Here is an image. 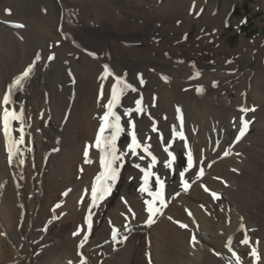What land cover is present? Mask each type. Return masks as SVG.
Instances as JSON below:
<instances>
[{
	"label": "bare ground",
	"instance_id": "obj_1",
	"mask_svg": "<svg viewBox=\"0 0 264 264\" xmlns=\"http://www.w3.org/2000/svg\"><path fill=\"white\" fill-rule=\"evenodd\" d=\"M5 1L7 2V5L5 4L3 12H5L6 8H11L13 10V15L8 19L13 20L14 22L22 23L21 21L15 18L24 16L26 12L27 14H36L37 18L33 22H30L28 24L29 26L25 31H17L12 28L6 27L4 25H0L1 26L0 27V107L2 108L1 98L5 95L7 86L18 75H20L22 71L25 70L29 65L33 66V72L27 83L26 88L23 91L14 92L13 99L15 100V105L17 110H19L20 107H23L25 110V115H26L25 117L27 119V124L30 125V127L26 129V133H27L26 135L29 136V142L31 143V145L34 147L35 150L33 156H35L36 163H38L37 168L39 169L38 170L39 175L41 176L46 175L47 180L52 179L51 182L49 181L52 189L58 190L60 188L59 184L54 182L53 179L55 178V174L60 175V171L62 172L63 170V174H65V178L67 179V182H69V185L70 184L76 185L74 192L72 193V195H70V199L73 200L72 202L70 201V205L75 206V199L76 200L79 199V197L82 195V189L84 188L83 186L85 185V183H87L86 181L93 180V178L97 176L101 171L100 158H97L91 164V166L82 167L85 170V173L81 180L75 181L76 176L78 174L77 166L79 162L82 164L81 158L84 150V147L76 146L77 139L81 136L83 138V142L86 138L87 140H89L88 135L90 133L93 134L94 129L98 130L100 127V125L96 124L94 120L92 121V116L95 114H97V121L99 120L101 122V117H102L100 115V111L95 109L97 95H99L98 94L99 93L98 88L100 86L99 82L102 81V78H100L99 80V75L101 76L102 72L104 71L105 63L106 64L111 63L115 68L114 71H111L108 68L111 73L113 72L119 74L120 76H123V80L127 84L131 85L132 87V85L135 83V86L137 88L135 89V91L130 90L125 95V98L123 99L122 103L125 104L127 101L126 99H128L130 103H133L131 102V100H134L136 96L137 97L142 96V94L146 92L145 93L147 96L146 98L150 105H152L153 103L154 95H158V104H157L158 109L152 111L154 116L156 114L157 116L160 114V113L158 114V112L162 111L161 110L162 107L165 106L168 109L175 107L178 104L183 105L184 109L188 111L187 121L189 124H190L189 122L190 119L196 122L200 114L204 112L209 113L207 118L208 129L201 128L196 136L193 132H190V137L193 142L192 151L195 162V168L201 169L203 167V164L206 165L207 163H209V165L212 164V166L209 167V165H207L206 168L204 167L209 171V173L207 174V171L205 170V178H199L197 172L195 173L196 176L193 178L197 179V182L193 186L191 192L188 194L178 193V191L181 190L179 184V177L177 180L178 183L176 185L173 184L172 186L167 187V195L166 196L163 195V198L167 199V201L169 200L172 202L171 203V207H172L171 212H173L172 214L176 215L177 217H180L181 209L179 208L178 205L183 204L192 207L193 210L196 211V214L202 217L201 219L205 218L206 216H204L205 214L202 212L203 208L201 207V205L203 201L211 200L210 194L207 195L205 193L204 190L205 187L209 188L211 191L213 187V190L215 191L217 190V188H221V186L224 185V183H228L230 190L233 191L232 192L233 195H234L235 187L236 186L238 187L240 185L242 186L239 190L236 189L235 194L237 195L239 194L241 200L245 201L243 205L245 206V208L241 207V209H238L239 206H237V208H234L232 210V212L237 213L236 215L237 217H240V214L245 215V212L248 210L253 213L262 215L263 212L261 210L262 207L264 206V173H260L258 170L257 172L258 174L256 173V177H258L257 178L258 182L255 183L258 185H255L252 184V181L248 180L247 178H244L243 176L242 177L238 176L240 174L235 175V172L234 171L231 172V169H236L238 171H242L243 173H247L248 171H251L253 168V166L251 167L252 163L250 164L251 157H254L257 161L258 159L264 161V66H260L258 68L260 70L259 72H257V75L255 76L256 77L255 81L247 80L248 79L247 75L245 77L244 76L241 77L242 74L240 75V73L237 72L239 69L238 66H241V64L233 63V62L227 63V60L229 59L220 60L219 55H217L216 60L218 61L215 63L202 61L203 59L200 58L199 55H196L197 57L195 56L194 58L189 59L186 56H184V53L179 51L178 48L176 47L170 49L171 55L169 59L166 58L165 54H164L165 59L163 58V54L161 55L160 58L151 56L153 55L154 52H151V55L148 54V51L150 49L149 50L135 49V53L133 55H130V53L128 55H123L121 53L118 56L116 55V57H114V61L110 60V58H105V56L104 59L101 60L98 59L91 60V58L89 57L88 58L83 57L81 63L73 64L72 62L73 58H71L72 56L71 54H67V53L60 54L59 57H57L56 59L54 54H52L53 50L50 49L51 46H53V41L51 38L52 37L58 38L59 24L61 21H64V19L61 18L62 16L60 17V15L62 13L70 11V7H72L71 10L77 8L78 5L76 3L78 2L81 3V1L83 3H81L80 5L81 7H83L82 8L83 11H86L87 6L91 7L93 3L97 4L102 10L111 11L106 7L105 4L113 6L112 0H38V2L35 0H19V1L16 0L14 3H12L14 0H5ZM142 1H149V0H140V3L137 6L143 4L145 5V2ZM41 2L47 8L46 15L38 14V9L40 7ZM132 2L136 3L137 1L132 0ZM209 2H210L209 0H155L156 7L152 9V11L150 12H136V10L131 9L129 7L130 9L129 14L132 15V19L129 18V23L132 26H136L141 24L139 20L141 21L142 19H145L144 26H146V25H152L151 23L155 18L168 17L167 20L169 21L172 20L174 21L183 18L182 20L183 23L185 24L183 26L185 28L184 30H181V28H179L178 25L176 24H172V26L165 25L160 27L152 25L151 28L145 29L143 34H145L146 37L152 35V37L158 38L157 34L156 35L153 34L164 33L169 31V32H175L176 35L179 33H183L181 34V36L175 37L174 41L180 39H186L188 37L190 28L194 26L196 23V21L194 20L196 18V14L197 13L199 14L201 12L203 4ZM114 5L116 8L120 6V4H116L115 2ZM206 11L207 12L205 16L202 15V22H201L202 24H205L204 26L212 24L214 27H217L218 25L221 24L220 21L222 20V14L219 10H217L216 6L211 5L210 2L209 8ZM143 13H146L147 17L149 18H146L143 15ZM108 18L110 19L111 16ZM89 30L90 31H82V30L76 31L74 29L73 31L76 34L73 33L74 35L71 36L70 40L68 41L75 42L73 38L77 40L76 37L78 36L79 39H82V41H84L85 44L84 46L87 48H90V45L94 46L93 41H98L101 43V45L105 46L104 49L101 47L103 49L101 53L110 50L109 48L111 46L119 49L120 46H113V44H117L116 42L115 43L113 41L106 42L105 40H103L104 36H102L103 35L102 31L94 30V29H89ZM69 32H72L70 28H66L65 32L62 33L61 36L63 37L66 35V33ZM137 41H142V40H137ZM149 41L150 39L144 40L142 42L149 43ZM249 43L250 42L248 41L241 42L235 54L241 53L243 50L248 48ZM86 51L88 50L86 49ZM40 52H42L43 55L45 54L44 55L45 59H43L44 61L43 60L41 61L42 56L40 55ZM50 56H53L54 58L52 57L50 58L51 59L50 60L49 59ZM54 60L57 61L54 62ZM47 62H49L48 66L45 67V69L43 70L44 68L43 65H45L44 63ZM64 62L70 63V65L64 66L63 64ZM72 66H73V72H71V76H69L70 72H68L67 70L70 69V67ZM117 66H119L120 69L119 68L117 69ZM146 68L148 69L151 68V69L147 70ZM128 69L132 71L130 72L128 71ZM152 69L155 70L154 73H151ZM145 70H147V72H145ZM134 71L135 74L133 73ZM197 72L200 73L199 77H196ZM139 74H142L140 75L139 80L141 79V77L142 79L146 80V86H147L146 88L142 86L140 81L137 82ZM238 74L240 76V79L237 80ZM106 75L107 73H105V76ZM133 76H136V78ZM164 77H166L167 79L166 80L164 79L163 80L164 82H162L161 78L163 79ZM115 83L116 82L114 83L108 82V88L112 90V86ZM238 84L247 85V94H242L244 90H240L238 88L239 87ZM233 86L236 87V96L233 97V99H228V97L225 94V90L230 89ZM244 86L245 85H241V88ZM156 87L157 90H155ZM201 87L203 88L202 92L199 91ZM148 90H151V93L153 92V94L149 95ZM209 91L212 92L208 94L206 97L203 96L204 92H209ZM74 92L77 93L76 99L72 98V94ZM121 96H123V94ZM17 102H19V104H17ZM243 102L250 104L251 108H254L256 110L247 113H242L240 111L242 106L240 105ZM189 103H191V108H190L191 113L188 110ZM209 103L215 104L217 109L209 108L208 106ZM202 104L206 105L205 109L204 107L200 108ZM71 107H72V111L70 112L69 108ZM119 107L120 105L115 109L117 113ZM207 109H209V112L205 111ZM244 114H246L245 118L242 117V115ZM66 115H68L67 116L68 121L65 120ZM173 116H174V111L168 112L167 118L161 121V127L163 130H170L169 125L171 126V128L175 126V119L173 118ZM139 118L140 120H139L138 128L140 129L141 132L140 140H141V144H144L147 143L148 138L149 137L151 138L152 136V131L150 130L149 127L151 126V122L149 121V119L147 120L145 116L143 117L142 120L141 117ZM243 119L244 120L246 119L250 122L251 121L255 122V125L257 123L258 126L255 127V129H257L258 132L256 134L254 133V135H251V133L247 135L245 134L243 137H240L239 140H237V137L239 136V132H240L239 124ZM0 127H1V118H0ZM107 134L108 133L106 132L104 135ZM209 141L212 142V147L211 149L209 147L207 148V150L209 151L208 152L204 149V145L206 142ZM153 143H154V149L152 155L159 156V158L163 162L162 164L165 165V162L168 160V158L164 156V154L162 153L161 145L159 144L156 137ZM58 147L61 148L60 155H56L57 154L56 149ZM177 149H182V148L179 146ZM86 151L88 152L89 149L87 148ZM137 151L140 153V155H143L145 158L141 160L139 156H133L132 154H130L127 157L128 164L126 166L125 171L130 170L135 174H142L140 169L134 170L130 164L131 163L140 164L141 168L147 170L148 165L151 163V155L142 152V149H138ZM96 152L98 153V155L104 154L101 153L99 150ZM225 152L227 153V155H225ZM48 153H50L49 158L47 157ZM58 156H59L58 166H60V168L57 167V165L55 164V159ZM219 158H222L223 161L217 162ZM8 163L9 160L7 162L5 137L1 129L0 130V181L3 179L5 180V178H7L8 180L12 178L10 176L11 169L10 166H8ZM53 164L56 165L55 169L53 172H50L51 170L49 168ZM75 167H76V171L74 172L73 170ZM263 167L264 166H262V168ZM20 169L21 170H18V173L24 172L25 170L22 169L21 167ZM27 172L28 171L26 169V173ZM159 172L162 175L167 176L169 181L172 180L167 168L160 166ZM35 173L36 171L35 172L33 171V173H31L29 177L30 178L34 177L33 174ZM23 174L25 176V173ZM248 174L250 176H253L252 173L250 174L248 172ZM24 176L23 179H25ZM225 180H227V182H225ZM7 184H8L7 190L3 194V197L1 199L2 206H0V217L3 219H7V221L11 223L17 211H19L17 206L18 203L16 202V198L18 197V195L16 194V191L13 189V187L9 184V181L7 182ZM89 185L91 184L89 183ZM141 186H144L142 178H141ZM155 186H158V184L156 183ZM244 187L248 188V191L246 193L242 191ZM30 188L32 190L33 185H31ZM254 188L257 189L256 192L257 195L253 196L255 197L253 200L252 195L250 194L247 195V194L251 192L252 189ZM22 193L25 195V192ZM128 193L129 190L125 191L126 195ZM149 193L152 194L150 195ZM228 194L229 193H227L226 199H229ZM154 197L156 199L158 206L159 198L157 199V196L154 193V185L152 184L148 189H146L144 193L138 192L135 199L134 198L130 199V203L127 202L124 205L122 204V202L117 203V205L109 211L108 216L110 219L109 218L108 219L112 220L113 222H120V223L123 222L124 225L123 223L121 224V227H123L124 229V231L122 230V232H124L123 234L127 232L126 230L128 228L127 226H129V228L131 229H134L132 227L135 225L130 226V224H128L127 221L124 222L123 220L124 218H122L119 215V212L123 213V211L126 210L128 206H130L129 208L132 207L137 211L139 215L142 214L143 216L142 221L137 222L138 223L137 229L135 230H140V229L147 230L148 228L151 229L150 227H148V224L144 226L148 218V213L145 210L147 207L145 201L153 200ZM35 201L36 199L34 192V199L32 201L27 200V203L25 201L29 213L34 210ZM108 202H110L109 196H107L101 204L106 205L108 204ZM86 204H87V200H85L84 205L82 206V208H80L81 211H83L82 214L76 211L79 210L78 209L79 205H76L75 207L76 210H73L75 214L74 213L69 214L65 220L75 224L82 223V216H84V213L86 214ZM70 205L68 203V206ZM219 208H221L220 205L214 206L213 209L211 210L216 211V209H218L217 213L219 212L218 214L219 217L221 218ZM26 216H27L26 220L24 221L27 223L26 225H28L29 223H31V218L33 219V215L28 214ZM245 217L247 216L245 215ZM170 218H168L165 221L163 220L162 223H160L156 229L153 228L154 229L153 233L155 236H154V247L152 250V254L155 264H209V263H213L216 260H219L217 259V257L218 258L222 257L223 261L225 262L227 260V261H232L234 264H237V260H235L234 256L231 254V251L228 252L225 250H221L220 245L218 244L217 239L219 238V236L225 237L226 234H220L218 227H217L218 230L215 231L213 228L209 227L208 224H206V221L205 223L203 222L202 224V232L198 231L197 226L193 224L196 228L195 236L197 242L194 243L192 241V244L189 245L188 243L189 241L185 242L182 240V238H180L181 242L179 243V248H177L175 244L171 246L169 244L170 247L168 248V250L165 251L166 244L164 245V242L165 239H167L166 237L172 236L173 240L177 239L180 241V239L173 234L177 232V234L180 235L183 232V231L181 232L178 228L174 227V225H172L171 222H169L171 221ZM22 221L23 219L21 221H19L18 219L15 226L10 230L11 235L15 236V238L18 239L20 236L18 233H16L15 228L17 225L18 226L23 225L24 223L22 224ZM262 221H263L262 224H264V220ZM210 222L211 220L208 218V223ZM260 226L261 225H259V227ZM166 227H168V229ZM110 232L111 230L107 223V225L103 226L100 229L99 237L102 239L107 233ZM1 245H2V241L0 240V246ZM171 247L173 248V250H176L175 255L173 251H169ZM62 248L61 249L55 247L50 249L47 248L48 254H50L51 256L55 254H61V253L63 254V251H61ZM237 248L238 247L233 248L232 251L236 252V254L240 257V261H239L240 264L241 262H245L242 261L241 259L242 252L245 251V249L239 250ZM261 251H262L261 255L263 256L264 242L262 244ZM132 252L133 250H131V253ZM125 258L128 260L131 259V257L127 258L126 256ZM113 261H114L113 264H122L123 262L122 258L119 256H117L116 260ZM130 262L131 261H129V263ZM246 264H247V260H246ZM260 264H264V261L263 262L261 261Z\"/></svg>",
	"mask_w": 264,
	"mask_h": 264
},
{
	"label": "rangeland",
	"instance_id": "obj_2",
	"mask_svg": "<svg viewBox=\"0 0 264 264\" xmlns=\"http://www.w3.org/2000/svg\"><path fill=\"white\" fill-rule=\"evenodd\" d=\"M15 1L16 0H14L12 3H14ZM35 1L38 2V0H35ZM112 1H113V6L105 4L106 7L110 9L111 11L102 10L97 4H94V3L91 5V7L87 6L86 11H83L82 9L83 7H81L80 5L83 2L81 1V3L79 2L76 3L78 5L77 8L71 10L72 7H70V11L62 13L60 15V17L62 16L61 18H63L64 21H61L59 24L58 38H54V37L51 38L53 41V46H51L50 48L53 50L52 54H54L56 59L57 57H59L60 54L67 53V54L72 55L71 58H73L72 60L73 64L81 63L83 57H86V58L89 57L91 58V60L93 59L101 60V59H104V56H105V58H110V60L114 61V57H116V55L118 56L121 53L123 55H128L129 53L130 55H133L135 53V49H144V50L150 49L151 51L149 50L148 54L151 55V52H154L153 55L151 56L160 58L161 55L163 54L164 59H165V56L167 59H169L171 55L170 49L173 47H176L178 48L179 51L184 53V56H186L189 59L194 58L196 55H199L200 58L203 59L202 61L215 63L218 61L216 60V57L217 55H219L220 60L229 59L227 60V63L233 62V63L241 64V66H238L239 69L237 72H239L240 75L242 74L241 77L243 76L245 77L247 75L248 76L247 80L255 81L256 80L255 76L257 75V72H259L260 70L258 68L260 66H264V0H212V1L209 0L211 2V5L216 6L217 10L221 12L222 14V20L220 21L221 24L218 25L217 27H214L212 24L204 26L205 24L201 23L202 15L205 16L207 12L206 10L209 8V5H210V2L205 3L202 5L203 11H201L199 14L198 13L196 14V18L194 19L196 23L194 26L190 28L188 37L186 39H180L177 41H174L175 37L181 36V34L183 33H179L176 35L175 32L167 31L164 33L153 34V35L157 34L158 38L152 37V35H149L148 37H146V35L143 33L145 29L151 28L152 25L160 27V26H165V25L172 26V24H176L178 25L179 28H181V30H184L185 28L183 26L185 24L183 23V20H182L183 18L174 20V21L167 20L168 17L155 18L151 23L152 25H146V26H144L145 19H142L141 21L139 20L141 24L136 25V26H132L129 23V18L132 19V15L129 14L130 13L129 7L131 9L136 10V12H150L152 11V9L156 7L155 0L142 1V2H145L146 6L144 4H143L144 6L143 5L137 6L140 3V0H134V1H137L136 3H133L132 0H112ZM114 2L116 4H120V6L116 8L114 5ZM5 4L7 5V2L5 0H0V17H2L0 18V25H4L6 27L12 28L17 31H25L27 30L29 26L28 24L30 22H33L37 18L36 14H27L26 12L24 16L15 18L21 21L22 23L14 22L13 20L8 19L9 17L13 15V10L11 8H6L5 12H3ZM46 11H47V8L41 2L40 7L38 9V14L46 15ZM143 15L146 18H149L147 17L146 13H143ZM110 16L111 18L109 19L108 17ZM17 24L23 25L24 27L17 28L15 27V25ZM66 28H70L72 32L66 33V35L62 37L61 35L62 33L65 32ZM74 29L76 31H81V30L90 31L89 29L100 30L103 33L102 36H104L103 40H105L106 42L107 41H113L114 43L116 42L117 44L112 43L113 46H120V47L119 49H117L111 46L109 48L110 50H108L107 52L101 53L105 46L101 45V43L98 41H93L95 47L90 45V48L85 47L84 41H82V39H79L78 36L76 37L77 40L73 38L75 42H71V41L69 42L68 40H70V37L76 34L73 31ZM244 30H247V33L244 32ZM146 38L150 39L149 43L147 42L148 44L142 42L144 40H148ZM137 40H142V41H137ZM243 41L250 42L248 48L243 50L241 53L235 54L241 42ZM86 49L88 51H86ZM89 53H94L95 56L89 55ZM40 55L42 56L41 61L45 59L44 58L45 54L43 55L42 52H40ZM52 57L53 56H50L49 59ZM56 61L57 60H54V62ZM48 63L49 62L44 63L45 65H43L44 67L43 70L45 69V67L48 66ZM63 64L64 66L70 65V63H66V62H64ZM105 65H107L111 71H114L115 68L111 63H108V64L105 63ZM118 68L120 69L119 66H117V69ZM146 69L150 70L151 68L150 69L146 68ZM147 70H145V72H147ZM67 71L70 72L69 76H71V72H73V66L70 67V69H68ZM128 71L131 72L132 70L128 69ZM154 72L155 70L152 69L151 73H154ZM105 73L106 72L104 68V71L102 72L101 76L99 75V80L100 78L102 77L103 78H102V81L99 82L100 86L98 85L99 95H97L96 106H95V109L100 111V115L102 117H103V114H105L107 110L106 105L108 101L110 100L111 93H112V90L108 88V82H113V83L116 82L113 76L108 75V74H107L108 76L107 75L105 76ZM133 73L135 74V71ZM114 74L115 76H119L123 78V76H120L117 73H114ZM140 75L142 74L138 75L137 82L140 81L139 80ZM133 77L136 78V76H133ZM238 79H240L239 74L237 75V80ZM163 80L164 78L163 79L161 78L162 82H164ZM143 81L144 83L142 84V86L146 88L147 87L146 80L143 79ZM104 83L106 86L104 85ZM101 85L104 87H102ZM238 85H239L238 88L240 90H244L242 94H247V85L246 84H238ZM241 85H245V86L241 88ZM117 87H118V92H119V86ZM133 88L137 89L135 86V83L132 85L131 88H127L124 90L123 96H121L119 100L120 107L118 109V114L121 115V126L124 128V131L121 133V135L119 136L117 140V148L119 150V153H127V154L124 155L123 167L120 169L118 179L115 183V186L113 187L111 191V194L109 195L110 202H108V204L106 205H103L101 204L104 200L103 199L102 201H98V207L91 208L92 228L90 231L88 230V224H87V217L89 215L88 213H89V208L91 205L90 187L92 188V186L94 185L96 176L93 178V180L86 181L87 183H85V185L83 186L84 188L82 189V195L79 197V199L77 200L75 199V206L70 205V201L71 202L73 201L72 199H70V195H72V193L74 192L76 185L75 184L69 185V182H67V179L65 178V174H63V170H62V172L60 171V175L55 174V178L53 179L54 182L59 184L60 188L58 190H53L50 184L52 179L47 180L46 175L45 176L39 175V171H38L39 169L37 168L38 163H36V158L35 156H33V153L35 150H34V147L31 145V143L29 142V136L26 135L25 144L27 147L25 148L24 157H23L25 160V163L21 166L17 164L15 159L13 160V163L11 165L8 163V166H10V169H11L10 176L12 178L9 180L5 178V180L3 179L0 181V206H2L1 199L3 197V194L7 190V187H8L7 182L9 181V184L13 187V189L16 191V194L18 195V197L16 198V202L18 203L17 206L19 209V211H17L11 223L8 222L7 219H3L0 217V240L2 241V245L0 246V264H113L114 263L113 260H116L117 256L122 258L123 260L122 264H150V263L155 264L154 259H153V254H152V250L154 247V236H155L153 233L154 232L153 230L156 229L159 226V224L162 223L163 220L165 221L170 217H171L170 218L171 221L169 222H171L172 225L178 228L181 232L183 231L180 235H178L177 232L174 233L173 235H175L179 239L182 238V240L185 242L189 241L188 242L189 245L192 244V237L195 236V233H196L195 226H197L198 231L202 232V224L203 222L205 223L206 221V224H208L209 227L213 228L215 231L219 229L220 234H226L225 237L219 236V238L217 239L221 250L230 252L228 248L229 241L231 242L232 250L233 248H236V247H238L237 249L239 250L245 249V251L242 252V258H241L242 261H245V262H241L240 264H246V260H247V264L248 262L249 264H251L252 262H253L252 264H260L261 261L262 262L264 261V255L263 256L261 255L262 254L261 253L262 244L264 242V235H263L264 234V224H262L263 223L262 220H264V206L262 207V210H261L263 212L262 215L253 213L248 210L245 212V215L247 217H245V215H242V214H240V217H237L236 216L237 213L232 212V210L234 208H237V206H239L238 209H241V207L245 208V206H243L245 201L241 200L239 194L238 195L235 194L236 189L239 190L242 187L241 185L238 187L236 186L237 188L235 187L234 195L232 193L233 191L230 190L228 183H224V185H222L221 188H217V190L215 191L213 190V187H212V191L209 188L205 187L209 190V191H206L204 189L205 193L207 195L210 194L211 200L209 201L205 200L202 202V205H201V207L203 208L202 212L205 214L204 216H206L203 219H201L202 217L196 214V211L193 210L192 207H190L189 205H183V204L178 205L181 210H180V217H177L176 215L172 214L173 212H171L172 202L169 200L167 201V199L164 198L167 206L163 208L162 214H158L159 216L156 215L154 217V222L151 225H149L147 222H145L144 224V226L148 224V227H150L151 229L148 228L147 230H141V229L135 230L137 229V224H138L137 222L142 221L143 216L142 214L139 215L137 211L131 207V209L134 212L136 211L135 213L137 214V215L135 214V217H133L132 214L129 213V210H128L130 206H128L126 210L123 211V213L119 212V215L122 218H124L123 219L124 222L127 221V223L130 224V226L135 225L132 227L134 229H131L129 228V226H127L128 227L126 229L127 232L123 234L124 232H122V230L124 231V229L123 227H121V224L123 222L120 223V222H113L112 220H109L110 219L108 216L109 211L113 209L119 202H122L123 205L125 204L124 201H127L130 203V199H133V198L135 199L137 193L139 192L138 189L141 187V178L144 183V180H143L144 172H142V174H135L134 172L130 170L125 171L126 166L128 164L127 157L131 154V152L127 150V145L130 143L129 132L131 131V129H129L128 127L129 117L127 115H124V111L127 108H131L134 110L136 108L137 100H141V107L143 109V114H137L135 111H133L132 113V118L135 119V132L137 134V139L141 142L140 140L141 132H140V129L138 128V124L140 120L139 117H141V120H142L143 117L145 116V118H147V120L149 119V121L151 122V126L149 127H150V130L152 131V136L150 135L151 138L149 137L148 142H147V144L150 145L149 152L151 153V156L156 157V163L151 168V172L154 175H151L149 177L148 184L147 185L144 184V187L148 189L153 184L154 193L156 194L157 199H158L161 189L159 185L155 186L157 176L159 177L161 181H163L165 185L163 189V195L165 196L167 195V187H170L173 184L176 185L178 183L177 180L179 177V184H180L181 190H179L178 193L188 194L191 192L193 186L197 182V179L193 178L196 176L195 173L197 172V175L199 178H205V170L207 171V174L209 173V171L205 169L207 165H209V163H207L206 165L203 164V167H202L203 175L200 176L199 175L200 169L195 168V162H194L193 167L189 169L187 167V161H186L187 150L191 149L192 151V144H193L191 137H190V132H193L196 136L201 128L208 129L207 118H208L209 113L204 112L200 114L196 122L190 119L189 120L190 124H189L187 121L188 111L184 109L183 105L178 104L175 107L168 108V109L164 106L161 109L162 111L158 112V114L159 113L160 114L158 116L157 114L154 116L152 111L158 109V105H157L158 95H154L152 105H150L147 101V98H146L147 96L145 94L146 92H144L142 96L138 95L139 97L136 96L134 100H131V102L133 103H130L128 99H126L127 101L125 104L122 103L123 99L125 98V95ZM101 90L103 91L102 97L100 95ZM151 90H148L149 95L153 94V92L151 93ZM155 90H157V87L155 88ZM211 92L212 91L204 92L203 96L206 97ZM225 94L228 97V99H233V97L236 96V87L233 86L230 89H226ZM3 97L1 98L2 101H3ZM72 98L76 99L77 93L74 92L72 94ZM17 104H19V102H17ZM208 106L211 109H217L215 104L209 103ZM240 106L245 107V108H251L250 104L246 102H243ZM202 107H204L205 109L206 105L202 104L200 108ZM190 108H191V103L188 104L189 112H190ZM178 109H179V112H178ZM69 110L71 112L72 107L69 108ZM172 111H174L173 118L175 119V129H174V126L171 128V126L169 125L170 130H163L161 127V121L165 120L167 118V113L172 112ZM205 111L209 112V109ZM2 112H3V105H2V108L0 107V118H1L0 130L2 129ZM67 116L68 115H66L65 117L66 121H68ZM178 117H182L184 128L180 127L181 120ZM242 117L245 118L246 114L242 115ZM93 120L96 122V124L100 125L101 127V124L103 121L102 119H101V122L99 120L97 121V114L92 116V121ZM242 121L239 124L240 131L243 127ZM257 126H258L257 123L255 125V122L249 121V126L247 130H245V134L246 135L249 133H251V135H254V133L256 134L258 130L255 129V127ZM153 128H155V130H153ZM98 130L94 129V133L93 134L90 133L88 135L89 140H87L86 138L83 142V138L81 136L78 138L79 140L77 139L76 146L84 147V150H83L82 158H81L82 164L79 162L77 166L78 167L77 172L79 175L77 174L75 181L82 179L85 173V170L82 168L83 166H91V164L97 158L101 159V157L105 155V154L98 155V153L96 152L99 150L95 147V142L98 137L97 133L99 132ZM173 130H175V133H180V132L183 133V135L187 139V147L185 146V142L179 139L178 135L173 134ZM2 133H3V130H2ZM16 135L18 136V133H16ZM161 135L163 137V141H161L160 139ZM155 137L157 138L159 144L161 145L162 153L164 154V156L168 158L167 163L171 164V168H168L165 165H163L162 164L163 162L159 158V156L152 155L153 149H154L153 142L155 140ZM169 140H172L173 142L169 143ZM165 145H167V148H165ZM155 146H156V143H155ZM179 146L182 149H177ZM208 147L211 149L212 147L211 141L205 143L204 149L206 151H208L207 150ZM87 148L89 149V151H88V156L86 158L85 152ZM60 150H61L60 147L56 149V153H57L56 155H60V152H61ZM169 152H172L174 154L175 156L174 160L172 159V157L168 155ZM192 154H193V151H192ZM49 156H50V153H48L47 157L49 158ZM86 159L90 162H86ZM8 160L9 159H8V153H7V162ZM58 160H59V156L55 159V164L57 165V167L60 168V166H58L59 165ZM219 161L222 162L223 161L222 158H219L217 162ZM263 163L264 161H262L261 159H258L257 161L254 157H251L250 164H251V167L253 166L254 169L252 168V170L248 172L250 174L252 173L253 176H250L248 172L243 173L242 171H238L236 169H231V172L235 170L234 171L235 175L240 174L238 176H241V177L243 176L244 178H247L248 180L252 181V184H255L256 182H258V179H257L258 177H256V173L258 172V170L260 173H264V167L262 168V166H264ZM55 164L51 165V167L49 168L51 170V171L49 170L50 172L54 171L55 166H56ZM130 165L131 167H133L134 170H138V168L135 167L134 163H131ZM35 166L37 169L35 168ZM160 166L167 168V170L170 173V177L172 178L171 181H169L167 176H164L159 172ZM211 166L212 164L209 165V167ZM20 167L22 169H25L24 172L18 173V170H21ZM26 169L28 171L27 172L28 174L26 173ZM33 171L34 172L36 171V173L33 174L34 177L30 178L29 176L31 175V173H33ZM73 171L74 172L76 171V167L74 168ZM181 172L184 173V179L188 181L189 187L187 190H185V188L182 186L180 182L179 174ZM23 173H25V176ZM23 176L25 179H23ZM13 180H14V183H13ZM225 182H227V180H225ZM89 183L91 185H89ZM31 185H33L32 190L30 188ZM255 185H258V184H255ZM85 190H88L87 195H85ZM127 190H129V193L126 195L125 191ZM32 191L35 192L36 201L34 204L35 205L34 210L29 213L27 210L28 207H26L27 206L26 203H27V200L32 201L34 199V192ZM242 191L246 193L248 191V188L244 187ZM22 192H25V195ZM212 192L217 193L219 195V198L214 199L211 194ZM256 192H257V189L254 188L247 195L249 194L252 195V199L254 200L255 197L253 196L257 195ZM227 193H229L228 194L229 199H226ZM81 200H83L82 203H81ZM85 200H87L86 214L84 213V216H82V223L75 224V223L65 220L69 214L71 213L75 214L73 210H76L75 208L76 205H79V208L77 207L79 210H76V211L82 214L83 211H81L80 208H82V206L84 205ZM68 203L70 206H68ZM208 203L210 204V206ZM57 205H60V207H57ZM218 205H220L222 208V209L219 208L221 218L219 217V214H218L219 212L217 213L218 209H216V211L211 210L213 209L214 206H218ZM26 210L28 214L33 215V219L31 218V223H29L28 225H26L27 223L24 221L26 220V217H27L26 215H28L26 213ZM189 211L191 212V215H189ZM208 218L211 220L210 222L211 224L208 223ZM18 219L19 221L23 219L22 224L24 223L21 226L17 225L15 228L16 233H18L20 236L19 239L15 238V236H12L10 233V230L15 226ZM107 223H108V226L111 232L107 233L101 239L99 237V231L103 226L107 225ZM218 223H220L221 226ZM230 223L233 225V227ZM182 224L183 225L187 224V227L186 228L181 227ZM259 225H261L260 226L261 228L259 227ZM198 226H200L201 229ZM220 227H222L223 229L225 228V229L223 230ZM166 228L168 229V227ZM114 229L118 230V233H117L118 242L113 241V238H112ZM5 233L6 235H3ZM85 236H87L86 240H85ZM245 237H247L248 240L250 241L249 244L241 243V241L245 239ZM166 238L167 239H165V242H164V245L166 244L165 251L168 250V248L173 244H175L177 248H179V243L181 242V239L180 241L177 239L173 240L172 236H167ZM176 241H179V242H176ZM249 246L252 248L253 247L256 248L257 255L260 256L259 260H256L255 257L251 256L252 248H250ZM54 247L58 249L62 248L61 251H63V254L62 253L55 254L52 256L48 254L47 248L50 249ZM172 247L170 248L169 251H173L175 255L176 250H173ZM131 250H133L132 253H131ZM125 256L127 258L131 257V259L128 260L125 258ZM234 258L236 260L235 256ZM217 259L219 260H216L213 263H209V264H222V263L224 264L225 261H223L222 257L221 258L217 257ZM129 261L131 262L129 263ZM226 262L225 264H234L232 261L226 260Z\"/></svg>",
	"mask_w": 264,
	"mask_h": 264
},
{
	"label": "snow or ice",
	"instance_id": "obj_3",
	"mask_svg": "<svg viewBox=\"0 0 264 264\" xmlns=\"http://www.w3.org/2000/svg\"><path fill=\"white\" fill-rule=\"evenodd\" d=\"M201 11H203L201 9ZM10 14V13H9ZM17 28L24 27L23 25L17 24L15 25ZM89 55L95 56L94 53H89ZM54 58V57H53ZM230 62V61H229ZM105 72L108 75H111L114 77L116 83L112 86V93L111 98L108 101L106 108L107 111L104 114V116L101 118L103 123L99 129L100 135H98L95 147L99 149L101 153H104L105 155L101 157L100 159V166L101 171L95 178V183L91 188V205L89 208V215L87 217V224H88V230L90 231L92 228V214H91V208L92 207H98V201H102L107 196L111 194V191L113 187L115 186V183L118 179L120 169L123 167L124 162V155L127 153H119V150L117 148V140L121 133L124 131V128L121 126V115L118 114L115 109L119 106V100L120 96L123 94L124 90L127 88H131V85L127 84L122 77L115 76L114 73H111L108 69V66L105 65ZM33 72V66L29 65L25 70L22 71L20 75H18L8 86L6 90V94L3 97L2 105H3V112H2V130L3 135L5 137V144H6V150L8 153V159L9 164L11 165L13 163V160L15 159L17 164L23 165L25 163L24 160V152L25 148L27 147L25 144L26 140V129L30 127V125L27 124L26 118H25V110L23 107H20L19 110H17L15 105V100L13 99V93L17 91H23L27 83L31 77V74ZM200 73H196V77H199ZM103 78V77H102ZM166 80L167 78L164 77ZM140 83L143 84L144 81L141 77ZM119 86V92L118 87ZM135 91V89H132ZM199 91H203V88L201 87ZM101 97L103 96V91L101 90ZM135 111L137 114H143V109L141 107V101H136V108L133 110L131 108H127L124 111V115H127L129 117L128 120V127L131 129L129 132L130 137V143L127 145V150L131 152L133 156H139L141 160H143L145 157L143 155H140V153L137 151L138 149H142L144 153H147L148 155H151L149 152V147L147 143L141 144V142L137 139V134L135 132V119L132 118V113ZM240 111L242 113H247L249 111H255L254 108H245L241 107ZM179 112V109H178ZM150 115V114H149ZM181 120L180 127H183L182 117H178ZM242 129L239 132V136L237 137V140H239L240 137H243L245 135V130H247L249 126V121L243 120L242 121ZM175 129V126H174ZM155 130V128H153ZM108 133L107 135H104L105 133ZM18 133V136L16 135ZM174 135H178L179 139L181 141L185 142V146L187 147V139L183 135L182 132L175 133V130H173ZM161 141H163L162 135L160 136ZM172 140H169V143H172ZM91 147V146H89ZM165 148H167V145H165ZM168 155L172 157V159H175V156L172 152H169ZM225 155L227 153L225 152ZM88 152H85V157L87 158ZM186 161H187V167L191 169L194 165V158L191 149L187 150L186 153ZM86 162H90L86 159ZM156 163V157L151 156V163L148 165V169H144L140 167V164H135V167L140 169L141 172H144V184L147 185L149 181V177L151 175H154L151 172V168ZM165 166L168 168H171V164L165 162ZM235 171V170H234ZM199 175H203V168L199 170ZM180 176V182L182 186L185 188V190L188 189L189 184L188 181L184 179V173L181 172L179 174ZM156 183L159 185L161 192L159 193V200H158V206L156 199L154 197L153 200H146L145 204L146 212L148 213L147 223L151 225L154 222V217L158 214H162V210L164 207H166L165 200L163 198V189L165 187L163 181L159 179L157 176ZM206 191H209L207 188H205ZM139 192L144 193L146 191V187L141 186L138 189ZM88 194V190H85V195ZM150 195L152 193H149ZM212 197L214 199H218L219 195L215 192H212ZM66 195V193H65ZM123 199V198H122ZM83 200H81V203ZM127 203V201H124ZM57 207H60V205H57ZM129 212L132 214L133 217H135V212L129 208ZM189 215H191V212H189ZM181 227L186 228L187 225H181ZM117 233L118 230L114 229L113 231V241H117ZM3 235H6L3 234ZM87 239V236H85V240ZM126 239V237H125ZM192 241L195 243L197 242V239L195 236L192 237ZM118 242V241H117ZM243 244H249L250 241L247 237L241 241ZM229 251L232 252V255L236 257L237 264H239L240 257L231 249V242L228 243ZM251 256L255 257L256 260L260 259V256L257 255V250L255 247L251 250Z\"/></svg>",
	"mask_w": 264,
	"mask_h": 264
},
{
	"label": "trees",
	"instance_id": "obj_4",
	"mask_svg": "<svg viewBox=\"0 0 264 264\" xmlns=\"http://www.w3.org/2000/svg\"><path fill=\"white\" fill-rule=\"evenodd\" d=\"M244 32H246V33H247V30H244Z\"/></svg>",
	"mask_w": 264,
	"mask_h": 264
}]
</instances>
